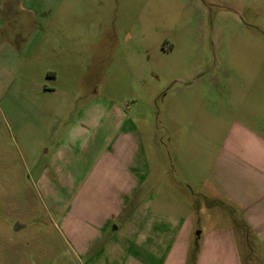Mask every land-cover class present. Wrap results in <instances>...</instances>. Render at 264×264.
I'll list each match as a JSON object with an SVG mask.
<instances>
[{
  "label": "rangeland",
  "instance_id": "374dc122",
  "mask_svg": "<svg viewBox=\"0 0 264 264\" xmlns=\"http://www.w3.org/2000/svg\"><path fill=\"white\" fill-rule=\"evenodd\" d=\"M242 107L264 121V0H1L0 264H78L77 221L147 189L186 218L204 119Z\"/></svg>",
  "mask_w": 264,
  "mask_h": 264
},
{
  "label": "crops",
  "instance_id": "0c3cea01",
  "mask_svg": "<svg viewBox=\"0 0 264 264\" xmlns=\"http://www.w3.org/2000/svg\"><path fill=\"white\" fill-rule=\"evenodd\" d=\"M236 113L239 116L225 124H221V117L214 120L208 116L203 121L207 122L204 129L212 130L207 134L222 130L221 137L206 158L194 157L192 200L186 218L163 216L159 211L162 207L151 195L153 190L148 189L136 207L95 204L92 209L97 217L85 214L76 223L83 227L82 232L72 235L78 264H191L195 251L192 264H245V250L246 264H264V121L253 109L242 107ZM207 138L210 145L211 138ZM197 163H203V168ZM148 175L144 174L140 184ZM139 190L133 188L132 193ZM197 196L215 197L214 203L229 208V220L217 217L220 222L213 223L208 214L211 207L206 214V208L197 205ZM119 217L124 221L114 228L116 238V233H109L111 223ZM201 220L207 227L196 235ZM104 237L105 243H101ZM253 238L256 247L251 245ZM256 252L258 259L254 260Z\"/></svg>",
  "mask_w": 264,
  "mask_h": 264
},
{
  "label": "trees",
  "instance_id": "16d2710c",
  "mask_svg": "<svg viewBox=\"0 0 264 264\" xmlns=\"http://www.w3.org/2000/svg\"><path fill=\"white\" fill-rule=\"evenodd\" d=\"M195 253H196V251L193 253V255H192V257H191V264H192V261H193V259H194V257H195Z\"/></svg>",
  "mask_w": 264,
  "mask_h": 264
},
{
  "label": "water",
  "instance_id": "95a60500",
  "mask_svg": "<svg viewBox=\"0 0 264 264\" xmlns=\"http://www.w3.org/2000/svg\"><path fill=\"white\" fill-rule=\"evenodd\" d=\"M15 229H16V230H19V229H20L19 224H16Z\"/></svg>",
  "mask_w": 264,
  "mask_h": 264
}]
</instances>
